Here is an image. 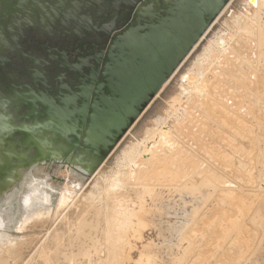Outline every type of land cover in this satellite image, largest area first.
<instances>
[{"label": "rangeland", "instance_id": "obj_1", "mask_svg": "<svg viewBox=\"0 0 264 264\" xmlns=\"http://www.w3.org/2000/svg\"><path fill=\"white\" fill-rule=\"evenodd\" d=\"M251 5L228 3L93 175L57 164L25 174L0 204V264H264V59L250 54L264 0ZM217 88L233 89L229 121ZM43 160L18 156L17 181ZM116 206L135 214L117 244Z\"/></svg>", "mask_w": 264, "mask_h": 264}, {"label": "water", "instance_id": "obj_2", "mask_svg": "<svg viewBox=\"0 0 264 264\" xmlns=\"http://www.w3.org/2000/svg\"><path fill=\"white\" fill-rule=\"evenodd\" d=\"M231 0H0V176L102 165Z\"/></svg>", "mask_w": 264, "mask_h": 264}, {"label": "bare ground", "instance_id": "obj_3", "mask_svg": "<svg viewBox=\"0 0 264 264\" xmlns=\"http://www.w3.org/2000/svg\"><path fill=\"white\" fill-rule=\"evenodd\" d=\"M255 1L256 0H250V4H254L255 3ZM251 5V6H252ZM250 17H251V15H250ZM252 29H253V26L251 25L250 26V33H251V31H252ZM257 41V42H256ZM200 42V41H199ZM198 45V44H197ZM255 46H257V49L260 51V53H259V55H260V58L263 60L264 59V35H261L260 33H259V35H258V38H257V40H255V39H251L250 40V54L252 53V51H253V49H254V47ZM230 65H232L231 63H229ZM200 65V64H199ZM202 71V69L199 71V72H201ZM253 74V73H252ZM217 75H219V71H217L216 72V74H215V76H217ZM251 75V74H250ZM254 75V74H253ZM199 76H200V79L199 80H201L202 81V79H203V77H204V75L202 74V73H199ZM198 76V77H199ZM258 76H261V77H264V72L263 73H260V74H258ZM230 77H235V75H231ZM229 79V78H228ZM235 79V78H234ZM230 80V79H229ZM231 80H232V78H231ZM235 81V80H234ZM229 82V81H228ZM199 83H200V81H199ZM230 83V82H229ZM222 85V84H221ZM228 85V84H227ZM220 87V86H219ZM225 87V86H224ZM224 87H222V89L224 88ZM232 88V87H231ZM231 88H230V91H229V89H228V92L229 93H225V94H223V95H221V92L223 91V90H221V92L219 91V88H217L218 90L216 91V92H214V96H216V98L218 97L219 99L221 98H223L224 97V100H223V102L222 103H217L216 101H215V99L213 100V101H215L216 103H214V106L215 107H217V106H219V108H220V112H222V113H220L223 117H224V119H226V121H229L227 118H229V119H232L234 116L232 115V113H230L229 111H227L225 108H228V106L230 105V99H231V97L233 96L232 95V93H233V89L231 90ZM224 90L225 91H227L225 88H224ZM223 93V92H222ZM183 94H186V92L185 93H183ZM209 95H210V93H209ZM213 95V94H212ZM229 95H232V96H229ZM229 96V97H228ZM203 100V102L205 101V100H207V99H202L201 98V101ZM203 102H201V103H203ZM207 102H208V100H207ZM226 102V103H225ZM223 103H225V104H223ZM212 104H213V102H212ZM219 104H221V106L219 105ZM208 107V106H207ZM225 107V108H224ZM211 108V107H210ZM229 109V108H228ZM211 110V109H210ZM230 110V109H229ZM219 115V114H218ZM208 116H209V114H208ZM193 117V116H192ZM214 117V116H213ZM219 117H221V116H219ZM192 119H194V118H192ZM200 119V118H199ZM223 118H222V120H224ZM208 120V119H207ZM193 121V120H192ZM225 121V120H224ZM189 122V121H188ZM234 122V121H233ZM206 123V122H205ZM204 123V124H205ZM229 123V122H228ZM234 124V123H233ZM233 124H232V126H233ZM196 125V124H195ZM229 125V124H228ZM186 126H187V124H185L183 127H184V129L186 130L187 128H186ZM193 126V125H192ZM191 126V127H192ZM208 127V126H207ZM206 127V128H207ZM190 128V127H189ZM197 128H199V126L197 127ZM209 128V127H208ZM190 130V129H189ZM206 130V129H205ZM188 132V131H187ZM192 132H191V130H190V134H191ZM189 135V134H188ZM200 135H202L201 133H192L191 134V137H192V141H196V142H202V140H200L201 139V137H200ZM188 137H190V135L188 136ZM178 168V167H177ZM17 178H18V175H17V173L16 172H13L10 176H8L7 177V179L6 180H0V204L1 203H4V202H6V201H8L7 199H10L9 197H10V195L11 194H14V191H13V189L15 188V186L18 184V181H17ZM4 179V178H3ZM2 197V198H1ZM134 215L135 214H133L128 208H125V207H121V206H116L115 207V210L112 212V214L109 216V219L107 220L108 221V232H107V237H108V239H110V240H112L114 243H116V242H120V240H121V236L128 230V228H129V226L131 225V222H132V218L134 217ZM110 232V234H109V236H108V233ZM248 241H250V240H248ZM117 244V243H116Z\"/></svg>", "mask_w": 264, "mask_h": 264}]
</instances>
